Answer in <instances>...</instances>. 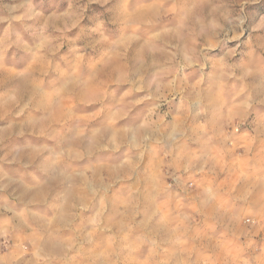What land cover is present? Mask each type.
Segmentation results:
<instances>
[{
    "label": "rangeland",
    "instance_id": "obj_1",
    "mask_svg": "<svg viewBox=\"0 0 264 264\" xmlns=\"http://www.w3.org/2000/svg\"><path fill=\"white\" fill-rule=\"evenodd\" d=\"M163 123H264V0H0V262L264 264V193L157 189Z\"/></svg>",
    "mask_w": 264,
    "mask_h": 264
},
{
    "label": "crops",
    "instance_id": "obj_2",
    "mask_svg": "<svg viewBox=\"0 0 264 264\" xmlns=\"http://www.w3.org/2000/svg\"><path fill=\"white\" fill-rule=\"evenodd\" d=\"M235 124L160 125L157 130V186L160 189H157L162 190L163 177L169 171L177 178L197 176L198 190L202 192L207 182L223 181L227 185L223 188L225 194H230V186L236 184L234 198L250 191L251 201L257 202L258 193H264V123H249L250 128L239 134L231 130ZM35 193L40 195V191ZM191 202L199 207L204 204L199 198Z\"/></svg>",
    "mask_w": 264,
    "mask_h": 264
},
{
    "label": "bare ground",
    "instance_id": "obj_3",
    "mask_svg": "<svg viewBox=\"0 0 264 264\" xmlns=\"http://www.w3.org/2000/svg\"><path fill=\"white\" fill-rule=\"evenodd\" d=\"M79 142H80V141H77V140H76V141L74 142V144H75V143L78 144ZM88 145L91 146V141L88 142ZM86 149L88 150V148H86Z\"/></svg>",
    "mask_w": 264,
    "mask_h": 264
},
{
    "label": "built area",
    "instance_id": "obj_4",
    "mask_svg": "<svg viewBox=\"0 0 264 264\" xmlns=\"http://www.w3.org/2000/svg\"><path fill=\"white\" fill-rule=\"evenodd\" d=\"M235 131H238V128H235Z\"/></svg>",
    "mask_w": 264,
    "mask_h": 264
}]
</instances>
